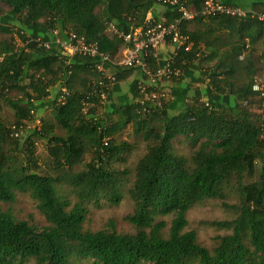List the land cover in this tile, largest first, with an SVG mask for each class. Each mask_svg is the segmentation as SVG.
<instances>
[{
  "label": "trees",
  "instance_id": "obj_1",
  "mask_svg": "<svg viewBox=\"0 0 264 264\" xmlns=\"http://www.w3.org/2000/svg\"><path fill=\"white\" fill-rule=\"evenodd\" d=\"M205 1L0 0V29L23 42L72 32L108 56L0 41V264H264V19L204 15ZM157 3L165 23L192 7L177 24L190 46L170 36V55L118 63L119 32ZM124 197L129 228L92 224V206ZM213 202L226 217L205 245L188 212Z\"/></svg>",
  "mask_w": 264,
  "mask_h": 264
},
{
  "label": "built area",
  "instance_id": "obj_2",
  "mask_svg": "<svg viewBox=\"0 0 264 264\" xmlns=\"http://www.w3.org/2000/svg\"><path fill=\"white\" fill-rule=\"evenodd\" d=\"M166 1V0H164ZM171 3H177L178 0H170ZM179 17L176 21L171 23H165L164 20L156 21L154 19L147 18L145 25L134 28L127 33L120 32L123 35L127 45L123 47L121 51V58L118 63L123 65H133L142 61V55L147 54L149 48L158 49L161 46L168 44V39L171 36L172 40L176 42L179 46H185L186 48L190 46V37L183 34L178 29V23L182 20H188L195 16L191 6H187L183 3L179 4ZM204 15L212 16L218 13H228L235 14L243 18L247 14V10L230 4L225 3L220 0H206L205 5L202 9ZM260 18L264 19V12L259 13ZM114 30L117 31L116 27ZM75 34L70 33L69 39L67 41H57L58 45L69 54L74 52H80L90 55L91 57L102 56V59H108V56L100 54L98 47L95 43H88L84 40H80L77 43L74 42ZM29 37L23 43L28 45L26 42ZM37 43L45 45L47 47L51 46L50 41H42L40 38H36ZM22 41V39H21ZM22 44V45H23ZM99 68L102 69V64H98ZM167 76L172 74L178 75L181 73V68L179 66L168 65L164 71Z\"/></svg>",
  "mask_w": 264,
  "mask_h": 264
},
{
  "label": "rangeland",
  "instance_id": "obj_3",
  "mask_svg": "<svg viewBox=\"0 0 264 264\" xmlns=\"http://www.w3.org/2000/svg\"><path fill=\"white\" fill-rule=\"evenodd\" d=\"M6 10H7V7L3 6V11L6 12ZM10 20H12V19H10ZM1 22L4 25L12 23V22H8V20H6L5 16H2ZM49 32H52V34H54L53 31H49ZM112 32H114V31H112ZM53 37L48 36V41H51V43H52ZM2 39H7V40L10 39L12 42L17 43L19 45H22L24 43L23 41H21L20 35L17 34V31L7 32V31H2L0 29V41ZM55 41H56V39H55ZM26 42L28 43V45H31L34 43L36 44L37 39L29 37V39ZM262 48H264V47L260 46L259 50L257 52L259 53L260 49H262ZM64 52H66V51H64ZM160 55H161V53H158V56H160ZM0 57H1V55H0ZM137 70H140V69H137ZM137 70L134 72V74L131 77H129L127 80H125L122 83V92H121L122 95H128L129 83L135 77H139L140 75L142 76V74H141L142 70H140V71H137ZM259 77L262 79L261 81L263 82L264 81V74L260 75ZM155 82H156L155 80H152L153 84ZM196 83H199V82L196 81ZM259 86H262V85L260 84ZM56 89H58V87ZM152 96L159 98L158 92L153 93ZM52 97L53 96H51V98ZM44 102H41L40 107H43V105L45 106V105H47V103H49L48 101L45 103ZM47 111H48L47 114H49L50 106L48 107ZM101 204L102 205H100V207L92 206V209H91V211H92L91 221L95 227H101V226L105 225V223H107V221L110 218H112V219H114L115 224L117 225V227L119 229L129 228L128 222L124 219V215H126L128 212L131 211V202L129 200H127L125 197L121 198V200L118 203H112V202L109 203L105 200H102ZM27 207H28V209L35 211L32 204H28ZM225 217H226V213L224 212L223 208L220 207V205L216 202L215 203L214 202L213 203H205V204L195 206V207L191 208V210H189V212H188V218L190 220L191 226L196 228L201 242L205 245H209L211 242L212 235L219 232V230L216 227L210 226V225L206 224V222L211 220V219L225 218ZM29 264H34V263L31 262ZM78 264H93V260L92 259H83V260L79 261ZM191 264H198V262H197V260H195V261L191 262Z\"/></svg>",
  "mask_w": 264,
  "mask_h": 264
},
{
  "label": "crops",
  "instance_id": "obj_4",
  "mask_svg": "<svg viewBox=\"0 0 264 264\" xmlns=\"http://www.w3.org/2000/svg\"><path fill=\"white\" fill-rule=\"evenodd\" d=\"M227 1H232L234 3L237 2V0H227ZM263 3H264V0H238V4L237 3L236 4L245 10L247 9V10H252V11L255 10V11H259V12H264ZM168 11H169L168 6H166L164 4L162 5L161 3H157L154 5L153 9L150 12H148L147 18H151L152 14L154 15L155 13L157 15H159L160 17H163L164 14ZM109 29H111V31H116V30H114L112 25H110ZM52 31L55 35L52 34V32H46V31H43V34H47L48 36H51V37L54 36L52 38V40H53L52 42L57 43V41L60 39L58 31L57 30H52ZM55 39H56V41H55ZM78 41H80V40H78ZM171 48L172 47L168 44L158 48L157 53H161V55L159 57L162 58V57H164V55H170ZM196 81H198L200 83V78ZM199 83H196V84L198 85Z\"/></svg>",
  "mask_w": 264,
  "mask_h": 264
}]
</instances>
